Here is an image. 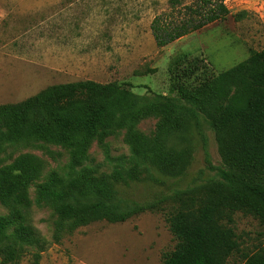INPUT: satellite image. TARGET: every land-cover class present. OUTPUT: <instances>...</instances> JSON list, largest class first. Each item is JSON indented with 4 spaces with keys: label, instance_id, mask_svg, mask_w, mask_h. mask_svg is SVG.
Here are the masks:
<instances>
[{
    "label": "rangeland",
    "instance_id": "rangeland-1",
    "mask_svg": "<svg viewBox=\"0 0 264 264\" xmlns=\"http://www.w3.org/2000/svg\"><path fill=\"white\" fill-rule=\"evenodd\" d=\"M219 4L227 9L223 18L156 45L151 31L155 16L200 20ZM262 49L264 0H180L175 5L169 0H0V104L79 80L115 81L138 96L175 97L179 87H203L250 51ZM160 122L159 113H149L131 128L96 137L81 152L78 169L109 181L115 191L109 204L131 215L122 222L94 221L70 233L57 230L52 206L35 200L37 186L50 172L65 175L75 148L37 140L5 144L0 169L21 154L35 156L44 168L26 189L28 223L39 241H22L15 225L0 232V264H161L176 242L166 219L174 210L170 197L215 178L221 160L214 131L200 118L199 126L186 130L181 140L192 148L181 175H162L152 167L139 171L129 138L133 133L154 137ZM176 142L168 140L169 145ZM100 199L95 193L77 197L81 203ZM11 214L0 202V216ZM232 225L239 249L226 264H243V254L264 245V226L242 212L233 214Z\"/></svg>",
    "mask_w": 264,
    "mask_h": 264
},
{
    "label": "trees",
    "instance_id": "trees-1",
    "mask_svg": "<svg viewBox=\"0 0 264 264\" xmlns=\"http://www.w3.org/2000/svg\"><path fill=\"white\" fill-rule=\"evenodd\" d=\"M225 13L227 9L219 4L198 16L200 20L155 16L152 36L162 47ZM177 91L175 97H144L115 81L53 84L22 101L0 104V152L7 143L27 140L75 148L65 175L50 172L37 186L35 200L52 206L59 218L57 230L70 233L94 221L122 222L131 215L109 204L115 195L109 181L78 169L81 152L96 137L131 128L145 115L157 112L161 122L154 137L133 133L129 138L131 159L139 171L152 167L162 175L179 176L192 155V148L181 144L184 132L199 126L201 118L214 131L221 166L216 168L215 178L177 190L170 197L174 210L166 219L176 242L161 264H226L239 249L233 214H250L264 226V49L250 51L203 87L193 91L179 87ZM172 137L178 139L175 145L168 143ZM43 168L35 156L21 154L0 169V202L12 211V218L0 216L1 233L15 225L22 241H39L28 223L26 189ZM91 193L101 199L91 203L77 200L78 195ZM243 264H264V245L243 254Z\"/></svg>",
    "mask_w": 264,
    "mask_h": 264
}]
</instances>
